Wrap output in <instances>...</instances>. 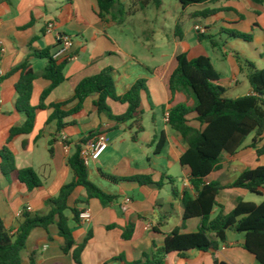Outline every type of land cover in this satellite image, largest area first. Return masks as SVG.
Segmentation results:
<instances>
[{
    "label": "crops",
    "instance_id": "0c3cea01",
    "mask_svg": "<svg viewBox=\"0 0 264 264\" xmlns=\"http://www.w3.org/2000/svg\"><path fill=\"white\" fill-rule=\"evenodd\" d=\"M120 6L115 12L123 10L124 15L144 12L147 8L142 0H119ZM135 2L134 10L131 9ZM148 1V0H147ZM138 2V4H136ZM163 9L164 0L160 8ZM178 14L174 38L185 42L182 29L184 14H180L181 4L177 3ZM149 5V4H148ZM201 7L187 14L190 20L203 19L204 23L195 24L205 29L206 35L214 38L216 48L210 41H198L193 48H184L190 60L208 57L219 75L220 84L227 89L228 98H239L253 94L248 82V72L243 68L241 60L252 62L257 70L264 69V0H218L215 3L196 5ZM193 7V6H191ZM216 9L220 12L211 18H195L198 12ZM97 0H12L10 3L0 2V151L6 147L9 132L13 127L22 125L26 118L16 108L15 86L20 80V72L13 70L29 60L36 73L41 75L48 61L33 57V51L49 50L54 55L59 46L56 34L61 33L73 39L70 51L72 60L65 68L67 81L56 88L46 100L50 106L56 102L70 99L78 84L88 77L98 75L103 70L112 69L116 92L119 96L127 94L135 83L145 81L146 90L142 92V109L145 112V132L138 142L132 141L129 124H117L106 115L99 114L94 107L96 96L88 98L83 111L64 121L65 128L58 131L56 122H49L53 110L39 112L34 131L21 136L9 144L14 153L19 170L33 169L40 177L41 188L30 192L26 186L14 178H6L0 170V214L8 230L15 234L22 221L17 215L27 207L30 214L45 215L50 208L46 201L56 198L61 189L73 179L68 166L69 157L76 151V145L89 137L91 133L100 132L107 135L109 147L101 158L88 167L89 179L99 189L118 200L108 206L99 200H91L82 211H89L91 220L81 221L71 226L77 245H81L91 236L82 253V264H135L144 253H151L153 247H162L168 234L182 228L184 208L183 191L191 189L190 170L183 168L181 158L188 146L180 134L171 129L166 115L168 110L181 104L194 106L192 98L184 93L171 95L169 79L177 67L175 53L170 65H159L160 56L151 52L150 43L145 54L136 55V41L123 40L111 31L126 23L124 18H117L115 13L102 20L97 15ZM128 12V13H127ZM49 23L55 24V31L48 33ZM181 26L180 32L176 29ZM193 28V30H194ZM238 32L252 36L245 41L231 36ZM177 35H180V37ZM68 61L63 58L59 63ZM175 62V63H174ZM51 86V82L39 77L33 87L31 104L38 107L43 93ZM243 89V94L238 93ZM237 95V96H235ZM108 105L115 116H122L128 106L112 100ZM166 111V112H165ZM196 115L191 114L189 119ZM194 126H198L195 122ZM167 142L160 154L156 147L162 136ZM54 140L53 155L49 143ZM251 136L237 155L223 157L221 168L207 178V183L217 182L232 185L246 171L264 166V156L258 157L256 150L249 148ZM1 164V158H0ZM134 178L149 176L157 186H141L135 182H112L107 177ZM170 179H174V185ZM180 179V184H178ZM173 188L179 196L173 195ZM263 198H264V189ZM249 192L241 189H225L217 198L225 213H231L237 200L246 203ZM85 190L78 189L69 205L74 206L77 200L84 198ZM264 201V200H263ZM262 201V202H263ZM261 202V203H262ZM260 205V204H257ZM221 212L216 208L212 218ZM130 223L135 224V233L130 241H124L122 235ZM201 219L189 220L183 234L196 233ZM50 237V238H49ZM245 235L233 231L227 232L226 242L220 244L217 251H190L185 257L170 254L166 264H259L254 256L244 250ZM63 239L58 235L55 226L49 234L42 230H34L29 238V252L37 249L38 264H74L72 255H65L61 246ZM24 264H29L26 260Z\"/></svg>",
    "mask_w": 264,
    "mask_h": 264
},
{
    "label": "trees",
    "instance_id": "16d2710c",
    "mask_svg": "<svg viewBox=\"0 0 264 264\" xmlns=\"http://www.w3.org/2000/svg\"><path fill=\"white\" fill-rule=\"evenodd\" d=\"M12 0H0L10 3ZM218 0H177L187 9L191 6L215 3ZM100 19L113 15L120 6L119 0H97ZM162 0H156L160 8ZM220 11L206 9L198 12L195 18L208 19L216 16ZM123 17V10H118ZM121 17V18H122ZM121 23V19L119 20ZM181 26L176 29L180 32ZM235 38L251 41L252 36L238 32L229 33ZM180 35H177V37ZM198 41H210L216 48L214 38L206 33L198 35ZM33 57L48 61L41 75H38L29 60L13 70L20 72V80L15 86L16 108L26 118L25 122L13 127L8 136L7 144H11L21 136L30 135L36 125L39 112L52 109L53 114L49 122H56L58 131L65 128L64 121L83 111L85 101L93 96L94 107L99 114L106 115L117 124H129L132 131V141L138 142L141 134L145 132L144 116L141 94L146 90L145 81L140 80L133 85L130 91L119 96L116 92L115 80L112 69L103 70L98 75L88 77L76 87L73 96L65 101L56 102L50 106L46 100L50 94L67 81L65 68L69 61L59 63L54 60L49 50L33 51ZM243 68L248 72V82L253 94L239 98H228L227 89L220 84L219 75L216 73L208 57H199L194 60L188 58V53H182L176 58L177 67L169 79V90L172 97L184 93L194 101V106L178 105L168 110V124L172 130L181 135L188 149L181 158L183 168L190 170V187L183 191L182 204L184 208L183 226L168 234L164 245L160 248L153 247L151 253H144L140 261L135 264H166L170 254L185 257L190 251L211 252L217 251L220 244L226 242L227 232L233 231L245 235L243 248L255 257L259 264H264V201L260 204L246 203L237 200L235 209L226 214L224 208L218 203L217 198L225 189H241L257 196H263L264 166L244 172L232 185H222L217 182L207 183V178L221 168V162L226 155H237L247 140L253 136L249 148L256 150L257 156H264V69L257 70L255 65L248 60H241ZM42 77L51 82V86L43 93L38 107H33L31 99L35 81ZM2 79H0V84ZM125 104L127 112L122 116L113 115L108 101ZM166 112V111H165ZM195 114L194 119H189ZM198 126H194L193 123ZM101 134L94 132L89 137L76 145V151L69 157L68 166L72 171L73 179L66 184L56 198L46 201L50 210L45 215L30 214L25 211L18 231L12 234L5 226L0 214V264H38L39 251L29 252L27 249L29 238L34 230L42 229L48 234L50 228L55 226L58 235L63 239L61 250L65 255H72L74 264H82V253L91 239V236L81 245L76 244L71 224L81 223V207H87L91 200H99L108 206L118 200V197L109 195L99 189L89 179L88 167L81 159L82 145ZM167 139L163 135L156 147V154L165 148ZM8 145L0 151V170L6 178H14L20 184L33 192L42 187L43 183L33 169L19 170L16 166L14 153ZM54 140L49 143L50 154L53 155ZM110 181L135 182L141 186H157L149 176H137L124 179L115 176L107 177ZM174 185V179H170ZM78 189L85 190L84 198L77 200L73 207L69 205L70 199ZM174 197H178L177 189L173 188ZM216 208L221 212L212 218ZM192 219H201L198 232L183 234L186 223ZM135 224L130 223L124 230L122 239L132 240L135 233ZM50 238V237H49ZM215 264H225L218 263Z\"/></svg>",
    "mask_w": 264,
    "mask_h": 264
},
{
    "label": "rangeland",
    "instance_id": "374dc122",
    "mask_svg": "<svg viewBox=\"0 0 264 264\" xmlns=\"http://www.w3.org/2000/svg\"><path fill=\"white\" fill-rule=\"evenodd\" d=\"M142 2L146 3L147 8L150 4L153 8L144 12L139 11L132 15H123V17L120 16L118 12H115V16H117V18L125 17L127 22L122 23L119 27L112 30L111 33L118 36L119 32L124 31V34L119 33L123 40L136 41L138 46L135 54L138 56L148 53V47H144L143 45H146L147 42H149L151 52L160 56L159 65L165 68V66L170 65V59L175 53L180 54L183 52L184 48H193L196 46L198 34L195 30H193V28L196 23H204V20H190L187 17V14L196 9H200L201 7L193 6L187 9L186 12L182 9L180 10V14H184L183 18L180 19H182V29L185 35V42L180 44V41L174 38L175 26L179 16L176 14L178 5L177 0H164L165 6L162 10L155 8L153 0H142ZM131 3L133 5L131 7L132 10L136 7L140 8L139 5L136 7L134 6V1ZM136 4H138V2H136ZM235 94H243V89L239 90L238 93ZM262 108L264 109V107ZM178 184H180V179H178ZM263 200V197L251 193H249L246 198V201L255 202L257 204H261ZM71 226H74V224H71Z\"/></svg>",
    "mask_w": 264,
    "mask_h": 264
},
{
    "label": "built area",
    "instance_id": "2783aa9c",
    "mask_svg": "<svg viewBox=\"0 0 264 264\" xmlns=\"http://www.w3.org/2000/svg\"><path fill=\"white\" fill-rule=\"evenodd\" d=\"M195 32L198 35L205 34L206 31L201 26H196L194 28ZM48 33H52L55 31V24L49 23L47 26ZM56 41L59 46L58 51L53 55L54 60L59 61L63 58L68 61L72 60L73 57L70 55V51L73 47V39L67 35H63L61 33L56 34ZM168 114L166 115L168 121ZM109 147V139L105 134H99L98 136L92 138L86 144L82 145L81 150V159L83 160L86 167H89L92 163L97 162L101 156L106 152ZM25 211H31L30 207L25 208L24 210L18 213V217L22 218ZM81 221L87 222L91 220V214L89 211H82L80 215Z\"/></svg>",
    "mask_w": 264,
    "mask_h": 264
}]
</instances>
